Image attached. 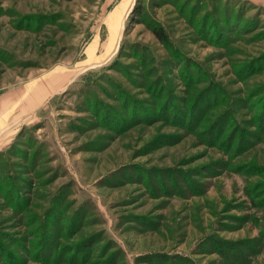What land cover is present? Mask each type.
<instances>
[{"label": "rangeland", "instance_id": "1", "mask_svg": "<svg viewBox=\"0 0 264 264\" xmlns=\"http://www.w3.org/2000/svg\"><path fill=\"white\" fill-rule=\"evenodd\" d=\"M117 2L0 0V264H264V7Z\"/></svg>", "mask_w": 264, "mask_h": 264}, {"label": "crops", "instance_id": "2", "mask_svg": "<svg viewBox=\"0 0 264 264\" xmlns=\"http://www.w3.org/2000/svg\"><path fill=\"white\" fill-rule=\"evenodd\" d=\"M249 1L256 5L264 7V0H249ZM134 4H135V0H119V2H117V4L109 12L107 16L108 19L106 20V22H104L105 25L104 29L107 31L108 34L104 42L106 45L107 53L116 46L118 36L121 35L120 33L122 32L123 27L125 26V20L127 18L126 16H128L129 11ZM94 41L96 42V40ZM95 45L98 48V43L97 44L93 43L92 45H90L92 50H95ZM107 53H105L104 51L101 53L95 52L94 53L95 55H92V57L94 60L96 59L95 62L101 63L104 62L107 59V57L109 58L111 57L110 55L111 53L109 54ZM7 120L8 119L5 118V114H2V112H0V130H1L0 134L2 133L5 134V132H7L6 136H8L9 134L11 135L15 134L17 129L12 130L13 126L8 125L9 121Z\"/></svg>", "mask_w": 264, "mask_h": 264}, {"label": "trees", "instance_id": "3", "mask_svg": "<svg viewBox=\"0 0 264 264\" xmlns=\"http://www.w3.org/2000/svg\"><path fill=\"white\" fill-rule=\"evenodd\" d=\"M240 1H243V2L247 3V5H249V6H254V8H257V9L260 8V9H261V6L256 5V4L252 3V2H250L249 0H240ZM262 8H263V7H262ZM263 9H264V8H263ZM152 32H153V34L155 35V37L157 38V40H158L160 43L166 45V44L169 42V36H168V34H167V32H166V30H165L164 28H162V27L154 28V29L152 30ZM188 81H192V79L189 78ZM263 86H264V84H263ZM234 121H235V123L238 122L237 119L234 120ZM258 128H259V131H260L261 128H262L261 124H260V126H259ZM259 131H258V132H259ZM255 167H256V166H255ZM256 168H257V167H256Z\"/></svg>", "mask_w": 264, "mask_h": 264}]
</instances>
